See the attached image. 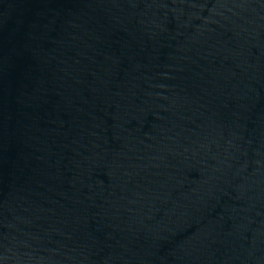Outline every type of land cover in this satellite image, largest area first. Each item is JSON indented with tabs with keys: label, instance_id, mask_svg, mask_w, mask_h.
I'll return each instance as SVG.
<instances>
[{
	"label": "water",
	"instance_id": "95a60500",
	"mask_svg": "<svg viewBox=\"0 0 264 264\" xmlns=\"http://www.w3.org/2000/svg\"><path fill=\"white\" fill-rule=\"evenodd\" d=\"M0 264H264V0H0Z\"/></svg>",
	"mask_w": 264,
	"mask_h": 264
}]
</instances>
